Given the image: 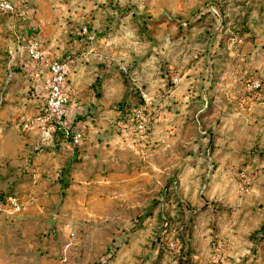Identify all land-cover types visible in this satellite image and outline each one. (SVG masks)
Masks as SVG:
<instances>
[{"label":"rangeland","instance_id":"obj_1","mask_svg":"<svg viewBox=\"0 0 264 264\" xmlns=\"http://www.w3.org/2000/svg\"><path fill=\"white\" fill-rule=\"evenodd\" d=\"M7 1L0 264H264V0ZM53 49L96 180L28 179Z\"/></svg>","mask_w":264,"mask_h":264},{"label":"crops","instance_id":"obj_2","mask_svg":"<svg viewBox=\"0 0 264 264\" xmlns=\"http://www.w3.org/2000/svg\"><path fill=\"white\" fill-rule=\"evenodd\" d=\"M62 48L63 51L60 53H63L64 50L66 49L64 43H62V47H59V50ZM54 51L55 49H53L49 53V60L46 64V70L49 62L52 60L53 57H55V55H53ZM77 74L78 73L75 74V77L73 76L70 77L71 78L70 84L71 87L74 88V91L80 92L81 87L79 86V83H77L76 81ZM46 76L48 78L47 73ZM46 87H47V82H46ZM104 87L106 88L107 86H103V89ZM104 94L106 93L104 92ZM103 98L104 99L101 100V103L109 102L108 101L109 96H105ZM66 114L59 121L60 124L59 127L56 128L55 131L51 132L49 137L41 138L40 130L38 129L36 130L39 142L41 141L42 142L40 143L41 145L37 144V146L33 147L35 154V156L33 157L34 158L33 162L35 163L31 165L30 170L32 171H30V174L32 175L28 177V179L31 180L32 182L34 181L44 185L50 181L49 180L50 177H53L56 180L55 183L59 184L60 182L63 181L64 176H67L71 181L78 180L79 182H87V181H92V179L96 180L99 177L98 149L95 150L96 149L95 144H90V142H88L87 145L81 144L80 147L78 148L75 147V149L72 150V147L75 145L71 143L67 138H65L63 132L65 131V129L68 128L72 130L81 131L83 136V125H82L83 122L81 120V117L80 118L78 117L79 119L75 120L74 125H71L70 123L71 121L68 120L69 117L67 118ZM33 120L37 122L36 118ZM261 134L262 133L260 134L258 133L254 135L255 136L254 138L251 135V138H253L255 142L260 146L264 145V137H261ZM25 152L26 151H18V154L22 155ZM94 159L95 161H93ZM14 162H16V160H14ZM39 162H42V164ZM69 162H71V167H74V171L69 172L68 170V172H66L67 167H65L64 165L65 163L68 164ZM88 163L90 164L89 166H87ZM67 173H69V175H66ZM13 177L14 175L10 176L9 177L10 180ZM17 187H19V185ZM26 214H30V213H26Z\"/></svg>","mask_w":264,"mask_h":264},{"label":"built area","instance_id":"obj_3","mask_svg":"<svg viewBox=\"0 0 264 264\" xmlns=\"http://www.w3.org/2000/svg\"><path fill=\"white\" fill-rule=\"evenodd\" d=\"M0 9L10 10L12 5L7 0H0ZM27 53L32 59L41 58V51L38 49V44L30 42L27 47ZM70 60L65 58L52 59L47 65V92L45 95L44 115L40 117L41 121L46 124L44 134L50 136L51 132L59 127V121L65 116V104L67 97L65 94V83L70 71ZM137 111V112H136ZM140 110L134 109V113H139ZM65 138L71 143L77 144L81 139V131L65 129L63 132ZM8 200L17 208L15 197L8 196Z\"/></svg>","mask_w":264,"mask_h":264}]
</instances>
